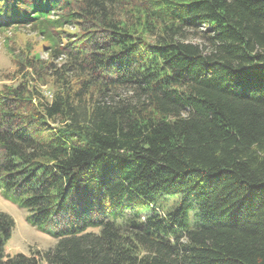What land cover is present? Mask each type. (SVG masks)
I'll use <instances>...</instances> for the list:
<instances>
[{"label": "trees", "instance_id": "obj_1", "mask_svg": "<svg viewBox=\"0 0 264 264\" xmlns=\"http://www.w3.org/2000/svg\"><path fill=\"white\" fill-rule=\"evenodd\" d=\"M0 34V192L57 240L10 255L0 211V264H264V0H0Z\"/></svg>", "mask_w": 264, "mask_h": 264}, {"label": "rangeland", "instance_id": "obj_2", "mask_svg": "<svg viewBox=\"0 0 264 264\" xmlns=\"http://www.w3.org/2000/svg\"><path fill=\"white\" fill-rule=\"evenodd\" d=\"M35 35L29 30H22L15 38V45L22 46L27 41L35 39ZM5 35L0 34V83L13 70L14 65L7 49L4 46ZM46 57V55H43ZM177 204V203H176ZM0 211L10 214L16 223L11 239L7 243L6 252L10 255L16 253L32 254V251L44 252L53 247L57 240L45 232H41L37 227L26 220L28 211L20 208L13 201L6 199L0 192ZM45 264V260L40 262Z\"/></svg>", "mask_w": 264, "mask_h": 264}]
</instances>
